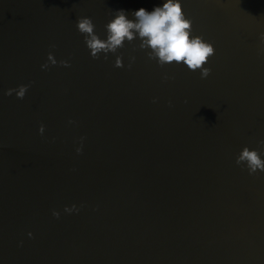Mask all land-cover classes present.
<instances>
[{"label":"water","instance_id":"95a60500","mask_svg":"<svg viewBox=\"0 0 264 264\" xmlns=\"http://www.w3.org/2000/svg\"><path fill=\"white\" fill-rule=\"evenodd\" d=\"M164 2L0 0V264H264V0H181L207 78L77 30Z\"/></svg>","mask_w":264,"mask_h":264},{"label":"clouds","instance_id":"9594fccd","mask_svg":"<svg viewBox=\"0 0 264 264\" xmlns=\"http://www.w3.org/2000/svg\"><path fill=\"white\" fill-rule=\"evenodd\" d=\"M134 19H129L126 10L120 9L114 12V18L106 24L107 38L102 39L96 32V25L91 17L81 16L76 21L77 30L84 36V42L89 49L93 59H108V54H115L125 46V42L132 43L139 39L138 48L148 50V58L156 60L161 67L166 64L183 63L191 71L199 70L201 78H207L211 74V68L205 67L209 58L215 54L212 43L205 41L202 36H193V22L186 18L181 0H166L162 6L154 7L148 11L140 8L132 14ZM264 40V34L261 35ZM55 47V45H53ZM135 56L130 57L128 65L131 68L135 62ZM48 60L52 65L60 63L70 67L68 61H57L52 53H49ZM115 67L123 68V56L118 55L115 60ZM49 65H42L47 69ZM168 77L165 76V79ZM30 85H21L18 89H9L7 95L16 92L19 99H23ZM43 125L40 132L43 133ZM260 145L264 146V140ZM78 152L81 149L77 150ZM236 164L247 167L249 175H254L258 170L264 171V159L258 149L244 147L236 159ZM78 211L73 205L66 211ZM58 218L59 213L54 212ZM31 235V234H29Z\"/></svg>","mask_w":264,"mask_h":264}]
</instances>
